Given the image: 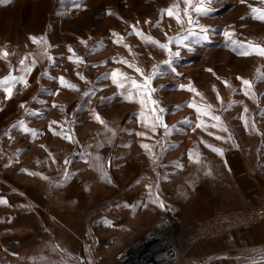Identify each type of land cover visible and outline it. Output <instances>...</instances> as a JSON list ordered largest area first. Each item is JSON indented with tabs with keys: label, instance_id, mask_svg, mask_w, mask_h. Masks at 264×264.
<instances>
[{
	"label": "rangeland",
	"instance_id": "374dc122",
	"mask_svg": "<svg viewBox=\"0 0 264 264\" xmlns=\"http://www.w3.org/2000/svg\"><path fill=\"white\" fill-rule=\"evenodd\" d=\"M173 5L180 22L164 11ZM207 6L191 13L204 40L184 0H0V78L24 77L10 97L0 87V264H101L125 242L128 217L163 230L182 264L200 242L264 225L187 242L219 214L264 205V56L247 48L264 46V21L251 14L264 0ZM170 38L179 55L167 64L154 41ZM132 80L158 103L141 105L148 92ZM127 245L114 253L121 264Z\"/></svg>",
	"mask_w": 264,
	"mask_h": 264
},
{
	"label": "crops",
	"instance_id": "0c3cea01",
	"mask_svg": "<svg viewBox=\"0 0 264 264\" xmlns=\"http://www.w3.org/2000/svg\"><path fill=\"white\" fill-rule=\"evenodd\" d=\"M123 211L129 214L131 209ZM154 213L157 215V209ZM126 221L125 242L108 245L101 256V264H121L114 258L116 250L142 237L151 226L150 220L140 217H128ZM187 257L185 264H264V225L225 234L217 240L200 242L188 252Z\"/></svg>",
	"mask_w": 264,
	"mask_h": 264
},
{
	"label": "snow or ice",
	"instance_id": "6c2138e0",
	"mask_svg": "<svg viewBox=\"0 0 264 264\" xmlns=\"http://www.w3.org/2000/svg\"><path fill=\"white\" fill-rule=\"evenodd\" d=\"M210 2V0H184V9H183V16L187 17V23L191 26V25H197V21H195L192 17V12L194 11L197 14H207L208 12L212 11V9L210 7L207 6V4ZM241 3H244V0H240ZM177 6L173 5L170 6L169 8L165 9L164 11L167 13L168 16H175L177 22L181 21V15L177 12L174 11V9ZM251 14L253 16V18L255 19H259L260 21H264V8H258V7H252L251 8ZM199 27V33H195L197 35H199L202 39L204 40H208L209 37V32H208V28L206 26L203 25H197ZM187 31L189 32H193L192 28H189ZM138 35L140 34L139 32L137 33ZM225 37L230 38L231 37V33L230 32H225L224 33ZM30 39L32 40L33 43H37V44H44L47 45V41L44 39V37H37V36H31ZM122 39V38H121ZM149 39H152L151 37H149ZM84 42V41H82ZM117 43L121 42V40H117ZM155 43L159 44V46L163 49H165L166 51H168L169 53V60L165 61L164 63L167 64H171V58L174 56H178L179 55V51H172V48L170 47L171 44V38L169 39L168 43H160L159 41H154ZM177 43H182V39L181 38H177ZM233 44H240L239 41L237 40H232ZM243 45H241V48L243 49ZM247 48L251 51H255L258 52L259 55L264 56V46L260 45V44H254L252 42H247ZM234 51L236 50L235 48L233 49ZM69 51H72L71 47L69 46ZM44 52H47V47L44 48ZM0 54L7 56V50H0ZM242 55H249L250 51L247 50H242L241 53ZM69 59H72V57H69ZM77 60L80 59V57H76ZM125 63H127V61H124ZM24 61L21 60V64H23ZM155 67V66H154ZM30 68H26L25 71H30ZM138 72L140 71L139 68L136 69ZM209 71H211V69H209ZM143 75V73H141ZM112 75V79H113V83H116L118 86H122L120 84V80L118 79L117 76V70H113V72L111 73ZM153 75H155V71L153 73ZM259 79H264V74H261L260 76H258ZM61 83H65L64 78L60 77L59 78ZM152 79L151 76H145V81H149ZM242 80L243 85L247 86L246 88V94H247V89L251 88V81L247 80V79H243L242 77L239 78ZM24 80V77H16V76H5L3 78H0V87H3L5 92L7 93V95L10 97L12 95V87L11 85L14 84L17 81H21ZM25 83H27V81H24ZM132 84L134 86H136L137 90L142 91V92H148L147 96L144 97L142 96L140 99V104L141 105H145L146 101H150L153 105L157 104L158 102L153 100L151 97V91H154V89L148 90L146 85H138L137 82L135 80H132ZM225 84H227V81H225ZM69 87L75 88V85H68ZM180 87H185L184 85H180ZM191 91L196 92L195 88H190ZM198 95H202L200 93H197ZM128 99L132 98L131 95V91L129 92L128 96L126 97ZM217 98L220 99L219 94L217 95ZM190 107H193L196 109V111L198 113H202L203 115H211V112L209 111V109L211 108V105H207L204 107H200L196 104H191L189 105ZM154 111V110H153ZM160 111H163V109H160ZM95 118L100 121L101 123H104V121L101 119V117L99 116V114L97 113ZM156 120H160L162 121V118L159 116L155 117ZM213 119H215L216 121H220V117L219 116H213ZM204 122L200 121V124L202 125ZM165 127V129H167V125H163ZM215 126V125H214ZM24 131H33L32 129L27 128L26 126H23ZM153 130H155V124L152 125ZM142 147H144L145 149L149 148V145L144 144L142 145ZM211 147V146H210ZM215 151L219 152L222 154V150L218 149V148H214ZM161 206H163V204H161Z\"/></svg>",
	"mask_w": 264,
	"mask_h": 264
},
{
	"label": "built area",
	"instance_id": "2783aa9c",
	"mask_svg": "<svg viewBox=\"0 0 264 264\" xmlns=\"http://www.w3.org/2000/svg\"><path fill=\"white\" fill-rule=\"evenodd\" d=\"M263 219L264 205L252 210L238 209L222 213L213 219L215 227L210 223H202L195 232L188 234L187 242L192 244L201 238L221 235L237 227L248 228ZM160 230H148L142 237L122 249L116 258L125 264H182V255L172 240V243L166 244L160 238Z\"/></svg>",
	"mask_w": 264,
	"mask_h": 264
},
{
	"label": "bare ground",
	"instance_id": "6f19581e",
	"mask_svg": "<svg viewBox=\"0 0 264 264\" xmlns=\"http://www.w3.org/2000/svg\"><path fill=\"white\" fill-rule=\"evenodd\" d=\"M159 234H160V238H161L166 244H170V243H172V242H171V239H169V237L167 236V234H166L163 230H160V231H159Z\"/></svg>",
	"mask_w": 264,
	"mask_h": 264
}]
</instances>
